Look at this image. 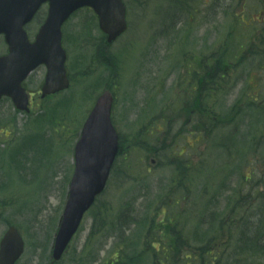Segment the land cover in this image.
<instances>
[{"label":"rangeland","instance_id":"1","mask_svg":"<svg viewBox=\"0 0 264 264\" xmlns=\"http://www.w3.org/2000/svg\"><path fill=\"white\" fill-rule=\"evenodd\" d=\"M129 3V31L109 49L105 48L93 13H76L66 24L72 77L68 92L46 104L36 102L30 116L16 111L8 99L0 104V240L10 225L20 229L26 240V255L20 264H110L121 256L116 264H178L176 255L181 250L180 264H187L192 263V256L186 258V254L192 255L208 242L212 247L207 239L219 240L224 233L225 245L219 247L224 256L218 257L217 253L213 259L211 255L210 264H229L230 257L232 264H242L243 258V264H259V255L246 257L250 252H244L247 250L239 237L241 233L253 234L252 226L264 217L261 212L254 214L252 209H264V79H257L264 48L251 49L255 42L264 43V0ZM247 6L252 7L244 15L245 21L259 17L260 24L255 22L245 28L241 23ZM143 14L144 21L139 24ZM186 36L192 40L186 42ZM191 50L198 52L200 60H207L211 54L222 57L229 70L227 83L214 93L215 109L220 123H228L237 106L238 126L234 131L230 126H214L209 136L202 135L203 141L195 147L202 162L193 158L184 165L190 173L187 186L193 188L181 194L180 188L170 187L176 183L175 165L180 161L171 165L164 157L153 163L155 156L144 160V152L137 149L131 157L129 174H113L108 190L86 216L63 259L53 263V242L68 193L74 147L85 110L90 111L96 96L116 75L113 89L120 112L116 118L122 131L125 127L132 137L139 130L146 132L145 137L153 141L151 149L157 151L159 143L155 140L160 141V137L151 135V127H158L165 112L177 108L182 54ZM42 82L43 73L37 72L29 82L30 88L36 91ZM73 100L75 103L70 104ZM209 137L216 141L210 151L204 145ZM227 137L238 146L229 155L222 153L218 157L221 139ZM3 147L9 152L5 153ZM26 153L31 155L32 162L25 158ZM126 165V160L119 159V169ZM246 175L251 179H244ZM191 178L195 180L191 182ZM206 185L210 193L197 198ZM171 190L177 196L180 194V221L164 224L161 204H166ZM233 205L245 214L234 216L238 223L230 231L221 224ZM154 220L153 227L150 223ZM178 232L186 239L182 243L186 247L174 240L173 235ZM232 232L237 233V238H228ZM150 240L167 246L156 244L167 254L155 253L149 246Z\"/></svg>","mask_w":264,"mask_h":264},{"label":"water","instance_id":"2","mask_svg":"<svg viewBox=\"0 0 264 264\" xmlns=\"http://www.w3.org/2000/svg\"><path fill=\"white\" fill-rule=\"evenodd\" d=\"M66 1L69 5L59 13L58 21H61L68 14V12L74 8L73 4H76L74 0ZM58 4L59 3H55V6ZM2 26L3 23L0 22V27ZM117 29L120 30V27ZM11 60L18 61V64L12 65L14 68L21 66L23 63L22 54H16L13 51ZM47 62L49 63L50 84L54 86L53 88L57 89L60 85H62V76L64 75V55L60 45L54 49L52 57ZM27 68L28 65L22 66L23 70H26ZM107 100L108 97L103 96L100 98V105L88 122V128H85L83 131V138L77 147L78 173L75 185L77 186V190L82 193L79 198L72 200L69 203V206H67L64 216L65 226L62 228V232L58 237L55 249L56 258L61 256L67 243L70 241L74 230L79 223L78 218L82 210L89 204L92 194L100 187L102 178L106 177L117 150L114 144L108 143L103 138L98 127L94 124L99 119L97 115L104 113L108 103ZM105 147L108 148L109 152L102 150ZM102 151L104 154L101 157L97 156V154ZM107 155L109 156V162L105 165L107 162ZM10 244H13L12 248L10 247ZM21 251H23V247L21 243L19 244V239L15 235L6 236L2 243L1 255L8 253L9 258L3 264H13Z\"/></svg>","mask_w":264,"mask_h":264},{"label":"flooded vegetation","instance_id":"3","mask_svg":"<svg viewBox=\"0 0 264 264\" xmlns=\"http://www.w3.org/2000/svg\"><path fill=\"white\" fill-rule=\"evenodd\" d=\"M181 115H183V112L181 111Z\"/></svg>","mask_w":264,"mask_h":264}]
</instances>
